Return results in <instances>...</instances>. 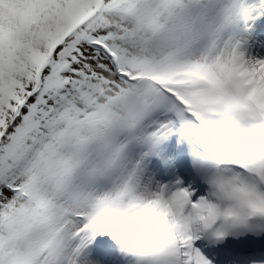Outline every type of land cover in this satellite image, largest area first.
Instances as JSON below:
<instances>
[{
  "label": "snow or ice",
  "instance_id": "1",
  "mask_svg": "<svg viewBox=\"0 0 264 264\" xmlns=\"http://www.w3.org/2000/svg\"><path fill=\"white\" fill-rule=\"evenodd\" d=\"M248 234L264 236V0H0V264H108L98 247L214 264L210 246Z\"/></svg>",
  "mask_w": 264,
  "mask_h": 264
},
{
  "label": "clouds",
  "instance_id": "2",
  "mask_svg": "<svg viewBox=\"0 0 264 264\" xmlns=\"http://www.w3.org/2000/svg\"><path fill=\"white\" fill-rule=\"evenodd\" d=\"M158 221L160 222V224H162L168 229H171L174 227L173 225L166 223L165 216L162 213L158 214Z\"/></svg>",
  "mask_w": 264,
  "mask_h": 264
},
{
  "label": "bare ground",
  "instance_id": "3",
  "mask_svg": "<svg viewBox=\"0 0 264 264\" xmlns=\"http://www.w3.org/2000/svg\"><path fill=\"white\" fill-rule=\"evenodd\" d=\"M206 252L209 255V258L213 259L214 253L212 252L211 248H209L208 250H206Z\"/></svg>",
  "mask_w": 264,
  "mask_h": 264
},
{
  "label": "rangeland",
  "instance_id": "4",
  "mask_svg": "<svg viewBox=\"0 0 264 264\" xmlns=\"http://www.w3.org/2000/svg\"><path fill=\"white\" fill-rule=\"evenodd\" d=\"M108 261V264H111L112 258L106 259Z\"/></svg>",
  "mask_w": 264,
  "mask_h": 264
}]
</instances>
